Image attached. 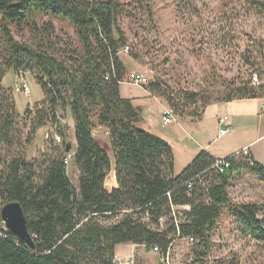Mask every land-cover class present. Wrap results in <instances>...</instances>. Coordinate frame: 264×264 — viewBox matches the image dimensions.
Masks as SVG:
<instances>
[{"label": "trees", "instance_id": "obj_1", "mask_svg": "<svg viewBox=\"0 0 264 264\" xmlns=\"http://www.w3.org/2000/svg\"><path fill=\"white\" fill-rule=\"evenodd\" d=\"M237 1L256 5L264 13V0ZM127 3L0 0V208L8 202L19 203L35 244L31 251L0 220V264H112L115 249L127 244L143 246L148 252L156 247L162 258L176 240L186 238L195 243L185 264H209L223 213L242 240L264 243V208L234 204L227 193L243 173L264 183L259 164L250 166L247 158L233 156L227 158L230 170L218 174L209 171L214 159L201 151L174 176L170 146L136 127L138 110L119 94L127 76L119 53L127 48V40L118 31V19L129 15ZM46 16L68 22L76 42L60 39L51 20L38 26V19ZM11 28L28 30L32 44L17 42ZM246 61L259 80L264 79V39L252 44ZM8 72L34 76L44 95L22 115L17 113L11 90L3 86ZM142 87L162 98L174 116L193 120L212 103L264 100V85L252 86L251 78L227 86L226 97L214 102L200 94L176 96L157 80ZM198 102L202 104L199 114ZM60 109L69 111L73 126L63 120ZM67 127L75 142L69 160L63 134ZM97 127L108 132L114 157L116 187L110 191L105 181L111 162L94 140ZM42 128L63 143L56 145L48 138L45 152L26 160L25 148ZM70 161L79 174L77 186L68 176ZM200 174L202 182L189 189L186 183ZM115 217L117 222L108 227L97 221Z\"/></svg>", "mask_w": 264, "mask_h": 264}, {"label": "rangeland", "instance_id": "obj_2", "mask_svg": "<svg viewBox=\"0 0 264 264\" xmlns=\"http://www.w3.org/2000/svg\"><path fill=\"white\" fill-rule=\"evenodd\" d=\"M127 4L129 15L118 19V31L127 40L128 51L122 50L119 57L126 66L129 84L133 85L131 81L135 74H141L147 83L157 80L176 96L200 94L214 102L226 97L227 86L248 81L256 74L246 61L252 44L264 39V13L256 5L237 0H128ZM50 20L60 39L76 42L74 31L66 21L40 17L38 26ZM11 29L17 42L32 44L33 38L28 30ZM23 85H26L29 97L23 92ZM3 86L11 90L19 115L27 106L33 108L44 99L34 76L28 73L21 78L8 72ZM138 88L143 89L142 86ZM201 108L202 104L198 102L197 114ZM60 115L71 124L68 110L60 109ZM63 134L64 140L71 143L70 153H73L75 142L72 129L64 128ZM47 135L52 139V131L47 128L37 132L25 148L26 160L35 159L45 152ZM99 143L104 147L102 141L99 140ZM257 147H261L264 154V141ZM104 149L113 166L112 151ZM180 173L176 171L174 176ZM68 176L71 183L77 186L79 174L73 161L69 162ZM106 188H109V182ZM227 193L234 204H253L259 210L264 208V183L250 173L236 178ZM117 220V217L97 218L104 227L115 224ZM231 224L232 220L223 213L212 240L214 248L209 264L221 259L234 260L233 264H264V243L242 240ZM190 246L184 239L176 240L165 264H185ZM130 254L135 258L134 264H164L159 254L148 252L143 246L121 245L114 252V256L119 258Z\"/></svg>", "mask_w": 264, "mask_h": 264}, {"label": "crops", "instance_id": "obj_3", "mask_svg": "<svg viewBox=\"0 0 264 264\" xmlns=\"http://www.w3.org/2000/svg\"><path fill=\"white\" fill-rule=\"evenodd\" d=\"M128 81L129 78L126 76L120 84V97L130 100L132 106L138 110L140 114V120L136 124L138 129L155 135L170 146L174 159V172H182L181 170L201 151H205L216 160L236 156L243 149L248 148L251 159L257 164H264L263 149L257 147L261 141H264V100L216 102L205 107L198 119L173 116L170 122L164 125L163 112L168 109L164 100L129 84ZM223 117H227V121L221 126L219 120ZM71 126H73L72 120ZM222 129H228L229 132L219 137ZM94 140L103 149L107 148L111 151L105 129L97 127ZM99 140L103 142L104 147L100 145ZM113 167L114 165L111 166L105 181V188L109 182L107 191L116 187Z\"/></svg>", "mask_w": 264, "mask_h": 264}, {"label": "built area", "instance_id": "obj_4", "mask_svg": "<svg viewBox=\"0 0 264 264\" xmlns=\"http://www.w3.org/2000/svg\"><path fill=\"white\" fill-rule=\"evenodd\" d=\"M124 51L127 52L128 51V47L125 48ZM17 75L22 78L23 75H25V74L20 72ZM131 82L133 83V85H135L137 87H141V86H144L145 84H147L146 79L141 74H135L133 76ZM251 85L252 86L264 85V79L259 80V78L256 75H253L252 78H251ZM22 89H23V92L25 93V95L29 97V92L27 90L26 85H23ZM172 117H173V113L168 108L167 110H165L163 112V124L167 125L170 122V120L172 119ZM226 121H227V117H223V118H221L219 120V124L221 126H224ZM61 124L65 125L66 123L62 120ZM228 132H229L228 129L220 130L219 137L226 135ZM52 134H53V132H52ZM107 136H108V132H107ZM51 137L54 140L56 145H62L63 141H62L61 137L57 136L56 134H53ZM48 138H49V136L47 135L46 139H48ZM72 156H73V153L68 154L67 160H69ZM234 157L236 159H238L239 157L247 158V160L249 161V165L250 166H253V164H254V161L251 160V156H250V152H249L248 148L243 149L241 152L238 153V155H236ZM259 165H260L261 168L264 169V164H259ZM230 168H231V162L228 161L227 159H216V160H214L213 165H212V167L210 168L209 171H214V172H216L218 174H225V173H227L230 170ZM203 174L197 175L192 180L187 182L186 183L187 187L190 189L195 182L201 183L202 180H203V176H202ZM184 240H185L186 243H189L190 245L195 243V241L192 238H186ZM151 252L159 254V249L155 247V248L152 249ZM168 257H169V252L167 253V255L165 257L161 258V260H162V262L164 264L167 263ZM134 262H135V258H134V256L132 254L128 255L125 258H119L118 256H114V258L112 260V264H134Z\"/></svg>", "mask_w": 264, "mask_h": 264}, {"label": "water", "instance_id": "obj_5", "mask_svg": "<svg viewBox=\"0 0 264 264\" xmlns=\"http://www.w3.org/2000/svg\"><path fill=\"white\" fill-rule=\"evenodd\" d=\"M71 143H66L65 153H70ZM0 220L5 229L12 233L19 241L25 243L31 250H35L33 236L27 229L26 218L17 202H8L0 208Z\"/></svg>", "mask_w": 264, "mask_h": 264}, {"label": "bare ground", "instance_id": "obj_6", "mask_svg": "<svg viewBox=\"0 0 264 264\" xmlns=\"http://www.w3.org/2000/svg\"><path fill=\"white\" fill-rule=\"evenodd\" d=\"M62 141H63V140H62ZM68 154H70V153H68ZM68 154H67V155H68ZM73 154H74V152H73Z\"/></svg>", "mask_w": 264, "mask_h": 264}]
</instances>
